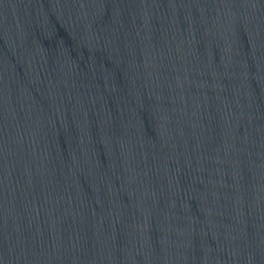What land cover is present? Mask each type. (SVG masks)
I'll list each match as a JSON object with an SVG mask.
<instances>
[{
  "label": "water",
  "instance_id": "obj_1",
  "mask_svg": "<svg viewBox=\"0 0 264 264\" xmlns=\"http://www.w3.org/2000/svg\"><path fill=\"white\" fill-rule=\"evenodd\" d=\"M0 264H264V0H0Z\"/></svg>",
  "mask_w": 264,
  "mask_h": 264
}]
</instances>
